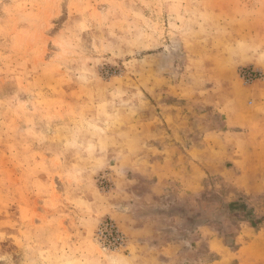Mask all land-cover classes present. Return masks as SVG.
Instances as JSON below:
<instances>
[{
    "label": "rangeland",
    "instance_id": "obj_1",
    "mask_svg": "<svg viewBox=\"0 0 264 264\" xmlns=\"http://www.w3.org/2000/svg\"><path fill=\"white\" fill-rule=\"evenodd\" d=\"M236 112L263 140L264 0H0V264L237 249L264 186L235 182Z\"/></svg>",
    "mask_w": 264,
    "mask_h": 264
},
{
    "label": "crops",
    "instance_id": "obj_2",
    "mask_svg": "<svg viewBox=\"0 0 264 264\" xmlns=\"http://www.w3.org/2000/svg\"><path fill=\"white\" fill-rule=\"evenodd\" d=\"M228 116L234 125L245 124L251 128L248 138L238 141L236 153L242 155L240 156L242 158L238 163L241 171L235 177V182L247 191H251L256 186L261 188L264 186V138L260 141L255 137L256 131H253L252 125L247 124L249 121L243 115L236 112ZM261 133L260 135L264 137V130ZM188 153L190 157L185 166L193 175L205 168L213 167V163L204 159V150L193 148ZM219 251L222 256L210 264H264V230L260 234L252 235L251 230L247 229L237 249L231 251L220 247Z\"/></svg>",
    "mask_w": 264,
    "mask_h": 264
},
{
    "label": "trees",
    "instance_id": "obj_3",
    "mask_svg": "<svg viewBox=\"0 0 264 264\" xmlns=\"http://www.w3.org/2000/svg\"><path fill=\"white\" fill-rule=\"evenodd\" d=\"M235 208H237V207H233V206H230V207H229V209H231V210H234ZM238 212H239V214H240V213L243 214V215H241V216H244V217H245V216H249V215L246 213V210H245V208L243 207V205H240V206H239V208H238ZM240 218H241V217H240ZM256 223L258 224V222H256ZM256 223L252 222V224H254V225H255ZM239 246H240V245H238V247H239ZM238 247H237V248H238Z\"/></svg>",
    "mask_w": 264,
    "mask_h": 264
}]
</instances>
